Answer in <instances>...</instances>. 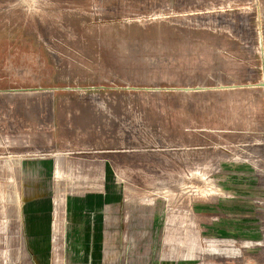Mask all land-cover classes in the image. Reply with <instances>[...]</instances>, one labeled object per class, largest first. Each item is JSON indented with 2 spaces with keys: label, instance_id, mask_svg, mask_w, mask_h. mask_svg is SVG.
I'll use <instances>...</instances> for the list:
<instances>
[{
  "label": "rangeland",
  "instance_id": "obj_1",
  "mask_svg": "<svg viewBox=\"0 0 264 264\" xmlns=\"http://www.w3.org/2000/svg\"><path fill=\"white\" fill-rule=\"evenodd\" d=\"M262 83L264 0H0V264H264Z\"/></svg>",
  "mask_w": 264,
  "mask_h": 264
},
{
  "label": "crops",
  "instance_id": "obj_2",
  "mask_svg": "<svg viewBox=\"0 0 264 264\" xmlns=\"http://www.w3.org/2000/svg\"><path fill=\"white\" fill-rule=\"evenodd\" d=\"M143 173V175L144 176H141L140 178L141 179H144L145 181H150V182H156L157 180H160L161 178H160V175L158 174V173H152V174H146L147 173V171H143L142 172ZM197 174V173H196ZM196 177H201V178H203V176L201 175H195ZM55 177H58V181L61 179L64 183H63V185L62 186H64V187H69L70 189H83V188H91V189H99L100 187H102V186H106V185H104V184H102V182H101V179L99 178V179H94V181H92V180H83V179H80L79 178V180L80 181H77L78 183H75V182H73V180L75 179V178H71V176L69 175V176H67L66 174H64V173H61V175L59 174V175H56ZM65 177H67V179H65ZM116 178H117V176H116ZM123 178H125V177H122L121 176V179H123ZM127 178V177H126ZM71 179V180H70ZM73 179V180H72ZM118 179V178H117ZM68 180H70V181H68ZM200 180H203V179H199V181ZM205 182V181H204ZM206 183V182H205ZM155 183H153V184H149V185H154ZM52 186H53V184H52ZM108 186H112V185H108ZM115 186V185H114ZM83 187V188H82ZM71 193V192H70ZM73 194H76V192H73ZM77 194H85V193H77Z\"/></svg>",
  "mask_w": 264,
  "mask_h": 264
},
{
  "label": "bare ground",
  "instance_id": "obj_3",
  "mask_svg": "<svg viewBox=\"0 0 264 264\" xmlns=\"http://www.w3.org/2000/svg\"><path fill=\"white\" fill-rule=\"evenodd\" d=\"M198 179H203V178H201V177H198ZM204 180V179H203ZM202 180V181H203ZM205 185L207 184V183H204ZM206 189H204V191L203 192H201L200 194L202 195V200L201 201H207L209 198H208V196L209 195H211L209 192H208V190H206ZM166 193V192H165Z\"/></svg>",
  "mask_w": 264,
  "mask_h": 264
},
{
  "label": "water",
  "instance_id": "obj_4",
  "mask_svg": "<svg viewBox=\"0 0 264 264\" xmlns=\"http://www.w3.org/2000/svg\"><path fill=\"white\" fill-rule=\"evenodd\" d=\"M261 86H263V87H264V83H262V84H261ZM21 91H22V90H21Z\"/></svg>",
  "mask_w": 264,
  "mask_h": 264
}]
</instances>
